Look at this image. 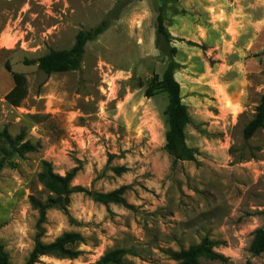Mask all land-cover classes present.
Listing matches in <instances>:
<instances>
[{
    "label": "rangeland",
    "instance_id": "obj_1",
    "mask_svg": "<svg viewBox=\"0 0 264 264\" xmlns=\"http://www.w3.org/2000/svg\"><path fill=\"white\" fill-rule=\"evenodd\" d=\"M161 8L170 39L159 42ZM104 21L78 70L39 71V58ZM173 60L195 161L166 150L168 94L146 96ZM13 73L28 79L19 107L5 99ZM263 95L264 0H0V242L12 262L34 248L31 198L50 196L38 179L47 161L61 176L77 169L75 187H126L127 204L74 194L51 208L42 242L79 233L82 254L37 264H95L113 249L128 251L122 264H180L177 254L206 237L224 260L201 264H264L250 253L264 229V129L244 139Z\"/></svg>",
    "mask_w": 264,
    "mask_h": 264
},
{
    "label": "trees",
    "instance_id": "obj_2",
    "mask_svg": "<svg viewBox=\"0 0 264 264\" xmlns=\"http://www.w3.org/2000/svg\"><path fill=\"white\" fill-rule=\"evenodd\" d=\"M142 1V0H139ZM163 9L158 18L159 42L161 39H170L169 33L164 26ZM108 28L107 21L92 31L80 32L77 35L74 46L66 50H50L47 54L39 58L36 62L38 69L46 76L53 74L69 73L81 67L85 55L86 45L102 35ZM31 64V63H30ZM179 68L176 61H172L162 78L155 75L150 86L146 90L147 97H153L159 92H165L169 97L167 107V117L169 129L166 134V150L175 163L180 161H195L196 150L190 148L186 143V127L191 122V118L186 105L182 102L180 85L175 79V73ZM14 87L6 95V101L15 107H19L29 93L27 77L22 73H13ZM261 129H264V95L256 109L254 118L244 129V139H252ZM22 149L27 151L35 150V147L27 142ZM2 163H0V173ZM117 172L120 169H116ZM77 175V169L61 176L54 172L52 165L44 161L42 171L38 175L39 181L49 191L50 196L46 201L31 198V204L39 212L37 224V236L35 245L28 259L24 264H37L41 257L56 255L69 259L78 258L82 252L74 250L72 247L84 242V237L79 233H64L54 242L46 244L42 242L44 236L43 225L46 223L48 210L53 207L66 208L70 203V198L74 194H85L101 204L126 205L124 197L127 188L122 187L109 193H98L73 186V181ZM215 243L208 237L204 238L200 244L193 245L187 250H181L177 254L180 264H201L200 259L211 261L224 260V256L214 250ZM250 253L259 256L264 253V229H258L253 234L250 244ZM128 251L123 249H113L108 251L95 264H122ZM0 264H15L0 242Z\"/></svg>",
    "mask_w": 264,
    "mask_h": 264
},
{
    "label": "crops",
    "instance_id": "obj_3",
    "mask_svg": "<svg viewBox=\"0 0 264 264\" xmlns=\"http://www.w3.org/2000/svg\"><path fill=\"white\" fill-rule=\"evenodd\" d=\"M236 4V3H235Z\"/></svg>",
    "mask_w": 264,
    "mask_h": 264
}]
</instances>
